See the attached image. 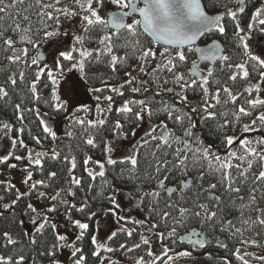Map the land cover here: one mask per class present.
<instances>
[{
  "label": "trees",
  "instance_id": "obj_1",
  "mask_svg": "<svg viewBox=\"0 0 264 264\" xmlns=\"http://www.w3.org/2000/svg\"><path fill=\"white\" fill-rule=\"evenodd\" d=\"M206 11L211 15L222 14L224 16L223 26L225 28L224 34H220L217 30H213L207 34L201 40V44H207L211 40L218 38L224 45L225 55L230 57L228 62L219 61L218 63L204 64L200 66L203 71V75L207 76L206 69L213 67L214 75L208 77L209 83L207 85L209 96L206 98L202 89L197 86L196 88H188L182 92V96H186L187 100L182 101L181 96H177L176 93L180 92V88L175 85L173 81L172 73L168 72L163 67L162 58L157 54V59L149 60L145 65V71L141 72L138 69L141 65L139 60L140 52L139 48H134L129 45L127 47L122 46L124 39L119 41L114 40V52L117 56L126 57V60L118 63L116 71H113L110 66V61L107 56H102L99 59L89 58L85 64L84 73L79 75L87 82L93 89H102V91H93L92 95L95 97L111 95L113 97L112 111L106 114V123L102 128H91L88 126L89 118L85 117L84 124H79L76 121L79 120V116L74 119L65 117L66 110L57 111L55 105L57 104L56 97L58 96V85L52 86L50 81H45L43 78L41 82L36 86V94L39 99H34L33 94L30 91V84L33 80L34 69L28 68L23 60L19 63H12L8 57L13 55V49H8L3 41L0 40V85L4 86L8 91L7 97L0 98V125L8 123L11 126V131L0 128V137L7 136L12 139H17L15 148L11 149L8 156L10 158L6 163H0V175L10 169V165L15 164L16 167L24 172L32 173L31 180L26 183L28 187V193L30 192L29 185L36 181L43 180L48 187L37 185L34 190H31L30 195H22L14 208L5 210L4 204H11L16 199V194L19 192L15 186L9 191H6V186L9 184L7 181H1L0 183V196L3 200H0V255L13 256L18 259L19 254L25 256L24 264H51V258L42 255L47 247L53 242V235L51 230H47L44 236H39L33 231V225L30 222V215H23L26 211L27 204L30 200H40L42 203L58 204V210L54 213H49L51 222L55 223L59 218L67 216L71 228L79 234L77 229L72 223L73 220H80L81 222L88 223L89 228L86 231L84 239L78 240L76 238L75 244L83 249L84 255L87 257L86 264H120L118 258L126 260L128 262L136 261L140 257H144L149 264L152 257L147 256L148 246L142 245L140 248H135L133 251H128L129 248H133L135 244L141 243V235L149 237L151 234L157 232H167L172 226V218L170 217L167 225L160 220V214L162 211L171 210L173 215H176L173 209H168L166 206L177 204L188 206L194 201L208 203L210 207L215 206V201L208 200V193L204 189L208 188L211 183H217V188L212 192L220 198L221 204L218 211V220L213 226L209 223H201L197 218L186 220L182 225H177L176 243L173 244L170 240H165L163 244L160 242L161 247L164 245H172L175 252L190 250L193 255L188 258L189 262H195L196 264H224L225 258L231 262V264H242V261L238 260L233 253L236 249H240L243 252L244 259L249 261V264H264V261L256 259V257L264 256V227L258 224L249 222L248 224L242 223V220L251 217L252 220H256L258 213L248 208H244L243 216L241 215V206L247 204L249 199V190L253 187L258 188L256 192L257 200L254 207L264 209V182L258 185H253L252 180L249 179L246 182H241L237 179L235 186L241 187L240 193L225 192L223 186L219 183L220 175L217 172L207 171L205 165V179L200 187L199 181H193L189 187H182L185 182L192 181V176L195 172L191 168V162L189 164L188 175L185 176L179 170H170L167 173L162 172L155 180L147 179L149 173L154 174L150 165L155 163L152 153H156V157L159 158L162 154V150L159 147V141L151 140L153 135L152 131L142 136L135 145V151H138V166L135 170L132 169L130 164L121 163L124 159H115L117 163L110 165L107 163L109 154L104 150L105 142L113 145L116 129L114 128L117 119L124 124V128L121 130L123 136L130 139L135 131L142 124V120L135 121L134 113L138 110L135 105H129L133 108V113L122 114L118 112V109L122 104L128 100H141L147 101L149 107L152 109V115L149 117L147 113L143 115L149 120V124L156 127L161 121L167 123L168 129L173 132L172 141L174 142L177 137L183 136L184 126L195 123L196 127L191 129L195 136L198 137L205 145L213 147L215 154L224 156L226 149L221 143L224 136H233L240 139L247 138L253 141L252 146L257 147L255 141L264 138V125L258 120L255 127L257 131H250L245 133L243 131L244 125H250L251 122L256 119L260 114L264 113V105L257 106L255 109H250L247 101L261 96L262 86L260 72L264 69L258 67L254 68L252 62H249L248 72L249 76L245 79L237 77L235 81L229 79V76L236 71L234 67L229 68L227 65H235L237 63L244 62L246 59L243 56V49L240 47L239 37L236 34V23L239 22L240 27L245 30L248 35L249 24L255 10L264 7V0H202ZM5 4H15L16 0H4ZM27 6L30 9L25 13L24 6L16 4L15 8H9L5 13L0 14L3 19L0 20V26L7 27L13 20L16 19V14L20 15L28 14L32 18V25L38 27L39 18L35 15L36 8L34 0H26ZM65 5L72 6L71 0H63ZM240 9H243L241 12ZM228 10L235 11L237 14L236 21H233L226 15ZM75 18V17H74ZM73 18V19H74ZM72 19V21H73ZM131 22V20H129ZM6 35H11L16 40L15 48L19 49L25 47L19 43L18 37L12 32H6ZM241 35L245 33H240ZM83 35V33H82ZM98 33L92 32L87 34L84 47L88 49H95L98 47ZM151 41L146 35L141 37V44L144 47L149 46ZM76 43V42H75ZM75 45V44H74ZM155 50L162 46L155 44L152 45ZM187 60L178 64L176 71L185 75V79H196L199 85L201 79L190 77L189 72L192 68L193 61L196 60L195 51L188 52L185 49ZM35 52L31 48L29 49V55H34ZM95 56V53H94ZM74 71V70H73ZM24 72V80H20V73ZM126 73H131L133 77H136L137 83L134 86L140 87L141 91L133 93L130 91L129 85H125L121 91L124 92L123 96L117 95L111 91L113 87H119L121 84L129 78ZM70 74L67 73L65 77ZM64 77V78H65ZM15 78L17 85L12 86L10 79ZM164 80H168L167 84ZM140 81H146V87L148 91H144V86ZM59 84V83H58ZM259 84L260 91L253 90L249 95L245 89L250 86ZM228 87L233 95H237L238 99L235 104L229 102L226 93L222 91L223 87ZM167 88H173V92H167ZM218 89L220 91V103L216 104L211 99V95ZM208 99L210 104L215 105L210 107L209 111L214 112L215 118L204 119L205 113L202 111L205 106L204 101ZM97 100V99H96ZM106 101V100H105ZM108 103V101H107ZM16 105H19L17 110ZM243 106L248 109L251 114L248 116H241L239 121L234 119L233 113L237 111L238 107ZM169 109L173 113V119H168ZM192 108H197L198 111L191 112ZM48 114L55 118H60L66 131L63 134L56 135L52 138L48 133L43 131V125L38 111ZM223 114V115H222ZM22 115L23 119L18 117ZM175 115L184 116L185 125L177 123L174 119ZM188 117H191L189 120ZM225 117L229 121L228 126L222 128L221 125L225 123ZM99 118V117H98ZM153 127V128H154ZM19 129H23V132H19ZM159 128H157V131ZM7 133V134H6ZM91 135L95 137L97 142L96 147L88 145L85 141L86 138ZM22 139L24 147L19 143ZM187 139V138H185ZM11 140V139H10ZM147 140L148 143L144 144ZM39 141V142H37ZM239 141L233 144V149L240 151L237 147ZM173 146L176 147L173 143ZM113 148V146H112ZM35 150V154L33 153ZM59 155L53 158V152ZM29 153L32 154L33 159L39 158L41 160L42 167L36 166L34 163H30L28 160ZM171 153V150H169ZM42 154V155H38ZM111 158L113 152L110 154ZM15 156H20V160H16ZM75 158L76 167L72 169L70 161ZM113 159V158H112ZM87 161V163H86ZM234 164L237 161H232ZM103 163L105 165V175L100 177L96 176L92 179L88 175L89 171H92L98 164ZM246 167V165H244ZM260 165L257 162L253 165L249 176L253 173H258ZM55 172V177L50 176V173ZM233 176H236V169H232ZM164 175H167L168 179L164 182V189L159 190V197L156 201L149 196L144 195V192H151L156 190V186L160 179ZM28 177V176H27ZM72 177H75L81 181L80 185L70 183ZM27 179V178H26ZM11 184V183H10ZM12 185V184H11ZM68 189H71L75 195H69ZM112 189L115 192L119 189L125 190L132 197L140 200L144 211L147 214L149 221L153 224H159L160 226L155 228L153 232L149 233L147 230L150 227L145 222L137 221H124L121 222V227L133 230L132 236L128 237L125 233L120 232L118 228L114 232L117 233L115 238H109L105 241L110 247L114 248L113 252H101L100 257L92 255V251L95 245L91 243V237L98 234V223L102 217L108 212V209L112 207L108 197L113 195ZM20 193V192H19ZM39 193H44V197H40ZM59 193L60 199L69 202L68 214H65V205L59 204V200L52 201L50 197ZM238 196H243L244 201L241 202L237 199ZM87 202L88 207L84 212L78 211L83 204ZM75 205V207H72ZM48 208L38 210L39 212H45ZM95 213L91 216V213ZM69 216L71 219H69ZM90 217V218H89ZM23 220L24 224L19 225L17 222ZM232 220L236 228L240 229V232H234L233 229H227L221 231L220 228L226 225H222V221ZM5 231L10 232L13 238L17 240V244L4 246L5 241L3 239V233ZM31 232L32 236L36 237V244L30 243L31 237L28 233ZM193 233H199L200 236H193ZM78 237V236H77ZM199 238L204 242L203 247H197L195 240ZM248 241V243H243ZM253 241L255 243H253ZM124 244L127 247L121 248L120 245ZM227 245V247H222ZM61 249L57 252L55 259L60 262ZM170 252L169 255H173ZM167 260V257H163L157 264H161ZM199 263H198V262ZM70 264H72V256L70 258Z\"/></svg>",
  "mask_w": 264,
  "mask_h": 264
},
{
  "label": "snow or ice",
  "instance_id": "obj_2",
  "mask_svg": "<svg viewBox=\"0 0 264 264\" xmlns=\"http://www.w3.org/2000/svg\"><path fill=\"white\" fill-rule=\"evenodd\" d=\"M16 4L24 6L25 13L29 12L30 9L27 6L26 0H16L15 4H5L4 0H0V14L5 13L9 8H15ZM72 6L65 5L63 0H34V7L36 8L35 15L39 18L38 27L32 25V18L28 14L20 15L16 14V19L8 25L7 27L0 26V40L3 41V44L7 46L8 49H13V55L9 56L8 59L12 63H19L23 60L24 64L30 68L34 69L33 80L30 84V91L33 94L34 99H39V96L36 94V86L41 82L43 78L46 82L50 81L52 86H57L59 81L65 77L67 73L73 72V70L84 73L86 61L89 58L99 59L102 56H107L110 61V66L113 71H116V66L118 63H121L126 60V57L117 56L114 52V40L119 41L121 38L124 39V44L122 46L127 47L129 45L134 48L138 47L140 56L139 60L141 61L140 71L144 72V65L149 60L157 59V52L152 45L153 41H149V46L144 47L141 44V37L145 34L154 38V42L157 45H164L162 51L159 53V57L162 58L163 67L173 76V83L180 88V92H177V96H181L182 101H186L187 97L182 96L181 93L186 91L188 88H196L199 86L204 96L207 98L209 96L207 85L209 83L208 77L214 75L213 67L206 69L207 76H202L201 81L198 85L197 80L192 78L190 80L185 79V75L181 72L176 71L178 64L186 62L187 56L185 48L188 52L195 51L199 54V60L207 61L212 65L216 61L228 62L230 57L228 55H221V47L218 43H213L208 48L193 47L196 45L197 40L204 36L205 33L211 32L213 29L217 30L220 34H224L225 28L221 23L224 19V16L218 15L216 17H209L201 8L199 0H71ZM112 5L111 9L106 8V5ZM103 10V14H102ZM242 12L243 9H240ZM226 15L230 17L233 21H236L237 14L235 11L228 10ZM74 17H78L79 27L71 24V21ZM3 18L0 17V20ZM131 22H128V20ZM252 23L249 24V30H252L255 22H259L260 25H264V7L258 8L254 15L251 18ZM69 24L72 31V39L75 40V45L71 47H65L64 42L61 40V37L67 36L69 31L65 29L64 25ZM237 35L240 41V47L243 49V56L246 58L244 62L237 63L234 66L228 64L229 68L234 67L236 69L233 72L229 79L235 81L238 76L241 79H245L249 76L248 72V63L252 62L253 67L264 69V58L258 54H254L250 49L247 43L248 35L244 29L240 27L239 22L235 25ZM6 32H12L18 37L19 43L26 45L22 48H15L16 40L12 38L11 35H6ZM97 32L98 35V47L95 49H88L84 47L85 39L87 34ZM77 33H83L77 34ZM240 33H245L241 35ZM49 45V50L47 55L51 57V65L46 59H44L42 46ZM34 50V55H29V49ZM95 53V56H94ZM197 62L194 60L192 63V68H196ZM24 72L20 73V80H24ZM126 76L129 78L121 84L119 87L111 88L112 92H115L119 96H123L124 92L121 91L125 85H129L130 91L133 93H138L141 91L140 87L134 86L137 83L136 77H133L131 73H126ZM196 73L189 72L190 77H195ZM261 81H264V71L260 72ZM169 81L164 80V83L167 84ZM12 86L17 85V80L15 78L10 79ZM141 85L144 86V91H148L146 81H140ZM255 90L256 92L260 91L259 84L255 86H250L245 89V91L251 95ZM93 91L100 92L102 89H93ZM167 92H173V88H167ZM220 91L218 89L214 94L211 95V99L215 101L216 104L220 103ZM222 91L227 94L228 100L225 103L235 104L238 99L237 95H233L231 90L228 87H223ZM8 91L4 86L0 85V98L7 97ZM57 104L54 106L57 111H64L67 109V103L60 100L59 97H56ZM97 101L104 99L108 101V104L105 109L100 110V116L103 117L104 111H112L113 97L111 95L96 97ZM250 109H255L257 106L264 105V99L259 97L247 101ZM205 106L202 111L205 113L204 119L215 118V113L209 111L210 107L215 105L210 104L208 99L204 101ZM129 105H135L137 111L134 113L135 121L142 120L143 114L147 113L149 117L152 115V109L149 107L146 100H128L122 104L118 109L119 113L129 114L133 113V108ZM19 105H16L17 110H19ZM38 111V110H37ZM87 111V109H85ZM168 119H173V113L169 109ZM197 108H192L191 112H197ZM251 112L243 106L238 107L237 111L233 113L234 119L236 121L240 120V117L248 116ZM223 115V114H222ZM19 119H23V116L20 115ZM175 121L181 125H185V117L180 115H175ZM190 120L191 117H188ZM257 120L264 125V113L260 114L256 119H254L250 125H244L243 131L245 133L250 131H257L255 127ZM79 124H84V121H76ZM88 126L91 128H102L106 123L105 118H97L95 121H88ZM229 121L225 117V123L221 125L222 128L228 126ZM196 127L195 123L184 126L183 136L177 137L175 141H172L173 132L168 129L167 123L161 121L159 125L152 129L153 135L151 140L159 141V147L162 150V154L159 158L156 157V153H152L155 163L150 165L152 167L154 174L149 173L147 179L155 180L162 172L167 173L170 170H179L185 176L189 172V164L191 162V168L195 170L192 181L185 182L182 187H189L193 181H199L200 187H202V182L205 179V165L207 171L217 172L220 175L219 183L223 186L225 192L230 193H240L241 187L235 186L237 179H240L241 182H246L249 179L252 180L253 185H258L261 182H264V138L255 141L257 147H253V141L244 138L240 139L233 136H224L221 143L224 145L226 152L224 156L215 154L213 147L210 145H205L198 137L195 136V133L191 130ZM0 128L4 130L11 131V126L8 123H3L0 125ZM114 128L116 130H122L124 124L120 122L119 119L116 120ZM157 128L160 129V132L157 134ZM19 132H23V129H19ZM43 131L48 133L49 136L55 138L56 133L52 130L49 125H45ZM7 134V133H6ZM134 135V133H132ZM187 138V139H185ZM11 139V146L15 148L17 144V139ZM239 141L237 147L240 150L239 152L233 149V144H236ZM39 142V141H37ZM88 145L92 147L97 146V142L94 136L89 135L85 141ZM19 143L24 147V142L22 139L19 140ZM148 141L145 140L144 144H147ZM178 145L176 147L173 146ZM104 150L109 154L107 158V163L110 165H115L117 160L111 158V153L113 148L110 143L105 142ZM171 150V153H169ZM42 155V154H38ZM59 154L55 151L53 152V158H56ZM138 151H134L129 154L121 161V163L130 164L132 169L135 170L138 166ZM10 156H5L0 158V163H6ZM16 160H20V156H15ZM28 160L30 163H34L38 167H42L41 160L39 158L33 159L31 153L28 155ZM232 161H237L233 163ZM259 163L260 170L258 173H253L251 177L249 173L251 172L253 165ZM87 163V161H86ZM72 169H75L76 162L75 158L70 161ZM246 165V167L244 166ZM10 167L15 168L16 165L12 164ZM105 165L103 163L99 164L100 171L98 173H93L92 171L88 172V175L95 179L97 175L103 177ZM232 169H236V176H233ZM56 173H50V176L55 177ZM32 173L29 172L25 183L28 180H31ZM168 179L167 175H164L162 179L159 180L156 190L151 192H144L143 194L149 196L156 201L159 197V190L164 189L165 181ZM3 183V182H0ZM70 183L80 185L81 181L75 177H72ZM37 185L43 187H48L45 181L40 180L29 185V193H19L16 194V199H14L11 204H4L3 208L8 210L14 208L18 200L22 195H30L31 190H34ZM14 185L10 183L6 186V191L14 188ZM217 188V183H211L208 185L207 189H204L208 193L207 199L215 201V206L210 207L208 203L194 201L188 206L177 204L173 206L168 204L166 207L168 209H173L176 215H173V211L165 210L160 214V220L167 225L169 218H172V226L169 231L157 232L155 233L156 238L162 244L167 239L176 243L177 236V225H182L186 220L197 218L201 223H211L215 226L218 220V209L221 204V200L217 197L212 190ZM259 189L253 187L249 190V199L247 204L241 206V215L243 216L244 208H248L252 211L258 213L256 220H252L251 217L248 219L242 220V223L248 224L249 222L253 224H258L259 226L264 227V209L259 207H254L257 196L256 192ZM69 195H75L71 189H68ZM113 195L108 197V200L112 207L108 209V212L117 218V222L123 220L124 217L117 216V211L120 207L119 203L115 199V189H112ZM44 193H39L40 197H44ZM52 201L59 200V204L65 205V214H68V205L69 202L63 199H60L59 193L55 196L50 197ZM241 202L244 201L243 196H238ZM0 200H3V197L0 196ZM58 204L54 203L49 207L45 212H39L32 204H27L26 211L23 215H30V222L33 225V231L39 236H44L47 230H51L53 235V242L47 247V249L41 253L51 258V264H59L55 259L57 252L62 248H70L72 256V264H86L87 257L84 255L83 249L76 246L75 244L68 243L67 237L57 232V225L51 222V217L49 213L57 212ZM75 207V205H72ZM87 202L83 204L82 207L78 209L80 212H84L87 208ZM2 215V213H0ZM95 213H91V216H94ZM90 218V217H89ZM69 219L71 217L69 216ZM19 225H23L24 221L20 220L17 222ZM72 223L74 226L79 229V234L77 239L83 240L86 234L87 229L89 228L88 223L81 222L80 220H73ZM222 225H226L227 228L221 227V231L227 229H233L234 232H240L239 228H236L232 220L222 221ZM159 224H153L150 226L149 231H153L155 228L159 227ZM120 232L125 233L128 237L132 236V231L125 227L119 229ZM31 237L30 243L36 244V237L31 235V232L28 233ZM117 235L116 232L111 234L110 239L115 238ZM193 236L199 237V233H193ZM3 239L5 241L4 246L15 245L17 240L13 238V235L5 231L3 233ZM141 243L135 244L133 248H129L128 251H133L135 248H140L141 244L148 246L147 256L152 257L150 264H157L158 259H163L167 257L165 264H176V261L183 258H191L193 253L190 250H184L175 252L172 245H164L162 247L163 257L154 256L151 251V240L149 237L141 235ZM91 243L95 245L92 255L95 257H100L101 252H113L114 248L110 247L106 243H99L95 236L91 237ZM243 243H248V241H243ZM253 243H255L253 241ZM195 245L197 247H203L204 242L197 238L195 240ZM121 248H126L124 244L120 245ZM222 247H227V245H222ZM170 252H173V255H169ZM233 255L240 261L242 264H249V261L244 259L243 254H241L240 249H236ZM261 261H264V256L256 257ZM25 256L19 254L18 259L13 256L0 255V264H24ZM102 264V261H101ZM136 264H149V261H146L144 257H140ZM224 264H231L226 258Z\"/></svg>",
  "mask_w": 264,
  "mask_h": 264
},
{
  "label": "rangeland",
  "instance_id": "obj_3",
  "mask_svg": "<svg viewBox=\"0 0 264 264\" xmlns=\"http://www.w3.org/2000/svg\"><path fill=\"white\" fill-rule=\"evenodd\" d=\"M113 6L108 4L106 8L111 9ZM261 8V7H260ZM257 10V9H256ZM255 10V12H256ZM103 14V10H102ZM78 17H75L71 24L79 27ZM252 23V20L250 21ZM65 29L69 31L67 36L61 37V40L64 42L65 47H71L75 44V40L72 39V31L69 24L64 25ZM81 34L82 33H77ZM247 43L249 45V49L254 53L260 55L264 58V25H260L259 22H255L252 30L248 29V40ZM49 50V45L45 44L42 46V52L45 56L44 59L47 60L49 66L51 65V57L47 55ZM161 48L158 47L156 49L157 54L159 55ZM140 69V67L138 68ZM262 92L261 96L264 98V81L261 82ZM92 89L90 85L87 84L86 81L79 75L77 71H73L68 74L65 78L61 79L58 84V96L60 100L65 101L67 103L66 116L68 118L74 119L79 116V120H84L85 117L89 118L90 121H95L98 117L105 118L107 111H104L103 117L100 116V110H103L107 106V101L101 99L97 101L95 97L92 95ZM87 109V111H85ZM39 116L41 118V123L43 127L47 124L52 130L56 133V135L63 134L66 129L64 127V123H62L60 118L52 117L48 114L42 113L38 111ZM143 121L141 126L135 131L132 138L128 139L123 136L121 130H117L113 140V159H124L129 154L135 151V145L137 141L147 134L151 132L153 127L150 125L149 120H147L146 116L143 115ZM160 132V129L157 131V134ZM11 140L7 136L0 137V158L8 156L11 152ZM35 150L33 153L35 154ZM100 171L99 164L92 169L93 173H98ZM27 172H24L17 167L12 168L6 172H3L0 175L1 181H7L12 185H15L21 194L28 193V187L25 183L27 178ZM115 199L119 203L120 207L117 211V216L124 217L123 220L117 222V218L112 216L109 212H107L102 219L98 223V234L96 235V239L99 243H105V241L109 238V236L118 228L121 227V221H131L138 220L139 222H145L149 226L152 223L149 221L146 212L144 211L140 200L132 197L129 193H127L123 189H119L115 192ZM137 204H131V202ZM30 204H32L37 210H42L45 208H49V203H42L40 200H30ZM55 224L57 225V232L65 235L67 237L68 243L75 244V240L78 236V233L74 231L68 221L67 216H63L59 218ZM150 228V227H149ZM151 233L153 231H149ZM151 240V251L154 256L163 257L162 247L160 241L157 240L156 235L153 233L149 236ZM76 245V244H75ZM244 252V251H243ZM241 252V254L243 253ZM71 249L70 248H62L60 254V262L62 264H70L71 258ZM120 264H134L133 262H128L126 260H122L118 258ZM161 259H158L160 261ZM198 262V261H197ZM199 263V262H198ZM165 264V262L161 263ZM176 264H196L195 262H189L188 258H183L181 260L176 261Z\"/></svg>",
  "mask_w": 264,
  "mask_h": 264
},
{
  "label": "water",
  "instance_id": "obj_4",
  "mask_svg": "<svg viewBox=\"0 0 264 264\" xmlns=\"http://www.w3.org/2000/svg\"><path fill=\"white\" fill-rule=\"evenodd\" d=\"M199 2H200V5H201V8L203 9V11L206 13V15H208L209 17H216V16H218V15H222V14H216V15H211V14H209L207 11H206V9H205V7H204V4H203V2H202V0H199ZM223 16V15H222ZM128 22H129V20H128ZM214 30V29H213ZM212 30V31H213ZM211 31V32H212ZM210 32H208V33H205V35L204 36H202V37H200L198 40H197V42H196V45H194L193 47L195 48V47H201V48H208L210 45H212L213 43H218L219 45H220V47H221V55H225V51H224V45H223V43L221 42V40H219L218 38H215V39H213V40H211L210 42H208L207 44H201V40L203 39V37H205L207 34H209ZM151 41H153L154 42V38L153 37H151V36H149V35H147V34H145ZM155 43V42H154ZM156 44V43H155ZM160 46H162V47H164V45H162V44H160ZM186 49V48H185ZM195 54H196V62H197V67L196 68H191V72H194V73H196V75H195V78H198V79H201V77L203 76V72H202V70L200 69V66H202V65H204V64H211V63H209V62H207V61H201V60H199V54L198 53H196L195 52ZM44 56V55H43ZM44 58H45V56H44ZM219 61H216L215 62V64L216 63H218Z\"/></svg>",
  "mask_w": 264,
  "mask_h": 264
},
{
  "label": "flooded vegetation",
  "instance_id": "obj_5",
  "mask_svg": "<svg viewBox=\"0 0 264 264\" xmlns=\"http://www.w3.org/2000/svg\"><path fill=\"white\" fill-rule=\"evenodd\" d=\"M221 23L223 24V20H222V22H221ZM200 69H201V68H200ZM203 76H204V75H203ZM130 202H131V201H130ZM131 204L137 205V204H135V203H133V202H131ZM131 221H133V222H134V221H137V222H139V221H138V220H136V219H135V220H131ZM121 222H124V221H121Z\"/></svg>",
  "mask_w": 264,
  "mask_h": 264
}]
</instances>
